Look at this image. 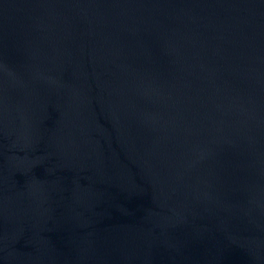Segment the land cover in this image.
I'll list each match as a JSON object with an SVG mask.
<instances>
[{"label":"water","instance_id":"1","mask_svg":"<svg viewBox=\"0 0 264 264\" xmlns=\"http://www.w3.org/2000/svg\"><path fill=\"white\" fill-rule=\"evenodd\" d=\"M0 264H264V0H0Z\"/></svg>","mask_w":264,"mask_h":264}]
</instances>
